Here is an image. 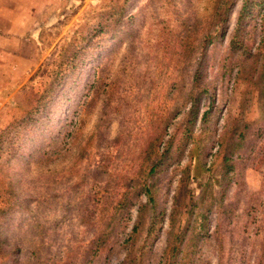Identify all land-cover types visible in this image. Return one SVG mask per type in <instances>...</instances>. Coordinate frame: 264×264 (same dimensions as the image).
<instances>
[{
  "label": "rangeland",
  "instance_id": "1",
  "mask_svg": "<svg viewBox=\"0 0 264 264\" xmlns=\"http://www.w3.org/2000/svg\"><path fill=\"white\" fill-rule=\"evenodd\" d=\"M216 1L128 0L124 20L133 35L122 33L115 42H103L102 52H96L73 78V89L56 94L47 117L37 121L41 116L31 110L38 106L72 40L86 32L92 35V28L106 15L101 14L114 12L118 5L120 11L124 0H0V246L4 247L0 264H86L106 207H114L122 195L132 198L129 188L137 178L146 139L154 132L151 122L157 116L168 117L178 96L173 86H188V71L178 63L170 40L189 25L186 18L200 24L208 20ZM233 1L230 25L241 4ZM95 35L107 40L111 32ZM250 44L254 47V37ZM223 51L222 45L210 51L217 58H208L211 68L206 78L211 87L206 96L216 99L218 109L216 129L230 113L250 125L251 140L240 183L224 195L216 147L209 156L204 154L206 174L200 163L194 167L202 182L190 184L194 198L205 194L216 199L213 204L222 202L221 213L229 203L232 211L219 219L213 215L211 227L219 222L224 244L216 252L217 241L205 244L200 259L216 264L218 256L220 264H264V119L253 89L234 78L236 68L223 73L229 68L223 67ZM99 62L100 86L80 113L82 94ZM28 113L34 123L24 127ZM67 117L72 120V134L62 136L56 144L59 153L52 154L53 146L46 145L57 138ZM180 146L170 171L161 175L167 213L162 233L150 242L153 250L145 264H155L164 245L169 200L177 181L170 183L172 170L189 161L188 150L181 153ZM43 153L48 154L41 158ZM209 178L211 189L203 192ZM137 206L125 211V232L132 227ZM123 257L120 248L107 246L96 264H118Z\"/></svg>",
  "mask_w": 264,
  "mask_h": 264
},
{
  "label": "trees",
  "instance_id": "2",
  "mask_svg": "<svg viewBox=\"0 0 264 264\" xmlns=\"http://www.w3.org/2000/svg\"><path fill=\"white\" fill-rule=\"evenodd\" d=\"M127 1L124 0L120 11L118 5L114 12L101 14L106 15L92 28V35L86 32L72 40L69 48L61 56L53 80L42 91L38 106L31 110L41 116L37 121L44 116L47 117V113L51 111L49 104L55 102L56 94L60 91L70 92L73 89L75 82L73 78L79 75L85 64L88 65L96 52H102L103 42H115L122 33L126 37L133 35L134 30H126L127 21L124 20L123 10ZM234 7L233 0H217L208 20L200 24V21L186 18L189 25H185L170 40L171 47L176 49L178 63L188 71V86L186 88L173 86V91H178V96L174 98L175 103L171 110L168 109V117L163 119L162 116H157L155 122H151L154 132L146 139L137 178L129 188L132 191V198L129 195H122L114 207H106L107 212L100 221L101 232L91 241L93 242L89 249L91 255L86 264L98 263L96 261L99 260L101 251L107 246L111 248L112 245L124 252V257L118 264H145L147 256L153 250L150 242L161 232L160 225L167 213L165 208L167 201L162 202L164 186L161 184V175L169 172L172 163L176 161L174 152L179 144H181L179 152L184 153L185 149L188 150L189 161L182 166L178 164V170H172L170 183L173 180L177 181L169 200L164 245L155 264H211L206 259H200L202 247L205 244L207 246L213 244L215 240L218 243V246L213 244L215 252L222 250L225 235L220 231L219 222L214 228L211 227V220L214 214L218 219L227 212L230 215L231 203L222 214L219 210L222 202L213 204L216 199L208 198L205 194L195 199L189 186L192 183L201 185V177L194 173V167L200 163V170L206 174L209 168L203 161L206 156L204 154L208 153L209 156V151L215 147L217 150L214 158L219 156L221 158L219 177L222 195L238 186L241 165L246 160V147L251 140L250 125L241 118H232L230 113L225 116L223 126L216 129L218 112L216 99H213V96L209 98L206 96L211 89L210 83L208 84L206 80L211 68L208 58L214 60L217 58L210 56L212 49L219 45L223 46L224 51L221 55L223 67H229L223 70V73L236 68L234 78L247 82L253 89L264 119V0H241L235 21L230 25ZM257 18L258 22L254 24ZM107 30L111 32L107 40L103 38L99 40L95 35ZM253 37L254 47L250 44ZM101 67L102 64L99 62L95 67L97 71L82 94L78 105L80 113L87 107L88 100L92 97L91 92L96 93L100 86ZM182 89L186 91L183 93ZM56 101L59 102V99ZM69 120L70 118L62 124L57 138L46 145L53 146L50 151L52 154L59 153L56 144L60 142L61 137L66 138L72 134L70 130L72 120ZM198 120L200 126L196 128ZM33 123L34 118L28 113L22 121L23 126L30 127ZM46 154L48 153H43L40 157ZM200 154L202 160L199 159ZM127 182L128 186L130 182L126 180L125 183ZM211 186L212 179L209 178L203 192L211 189ZM136 204L138 206L135 220L131 229L125 232V226L122 227L125 211ZM2 249L4 247L0 246V251ZM18 251L20 254L24 253L21 249ZM217 258L216 264H220V258L218 256ZM15 260L19 261L18 258Z\"/></svg>",
  "mask_w": 264,
  "mask_h": 264
}]
</instances>
